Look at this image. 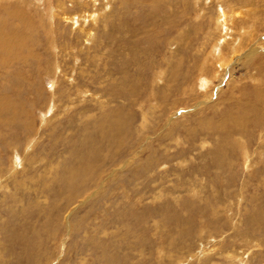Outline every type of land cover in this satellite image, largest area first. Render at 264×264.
I'll return each mask as SVG.
<instances>
[{
  "label": "rangeland",
  "instance_id": "374dc122",
  "mask_svg": "<svg viewBox=\"0 0 264 264\" xmlns=\"http://www.w3.org/2000/svg\"><path fill=\"white\" fill-rule=\"evenodd\" d=\"M223 1L231 9L228 34L217 26L216 0H61L63 12L59 0H0V264H36L22 239L37 233L43 240L37 264H79L82 257L86 264H177L178 258L228 264L229 253L241 255L243 264H264V0ZM219 34L229 35L224 69L207 67L210 90L185 96ZM232 45L239 48L228 54ZM250 49L253 56H236ZM181 56V77L166 76L156 87L158 68L169 70ZM134 80L141 88L136 99L125 91L108 95ZM151 99L162 119L172 116L170 127L163 128L164 119L155 128L153 119L138 133L141 102ZM251 103L255 112L242 134L250 138V155L236 146L227 158L217 157L220 168L212 166L209 151L225 136L234 142L232 136L205 131V124L203 134L189 127ZM51 104L55 109L47 113ZM201 107L206 111L192 118ZM120 111L127 122L132 116L131 138L122 146L99 144L96 124ZM175 125L180 144L168 140L165 149L161 136ZM82 159L96 165L101 179L82 170L79 192L72 195L70 187L67 194L61 176H54ZM49 219L55 230L46 228ZM200 248L205 251L197 256Z\"/></svg>",
  "mask_w": 264,
  "mask_h": 264
},
{
  "label": "bare ground",
  "instance_id": "6f19581e",
  "mask_svg": "<svg viewBox=\"0 0 264 264\" xmlns=\"http://www.w3.org/2000/svg\"><path fill=\"white\" fill-rule=\"evenodd\" d=\"M60 2H58V4H57V7L60 9V10H62V12L63 11H65L66 10V7L64 6V4L61 2V0H59ZM199 1V0H198ZM241 1V0H240ZM216 2H217V11H216V14H217V16H216V18H215V20L217 21V26H218V28H219V31H220V33L222 32H224L225 34H228L227 32H226V30L228 29V27L226 28V25H227V17L228 16H231L230 15V13H231V9H228L227 11H225L224 10V5H223V0H216ZM230 2V1H229ZM236 2H238V0H236ZM236 2H234V4L236 3ZM228 4V3H227ZM232 4V3H231ZM238 4H239V2H238ZM243 4V3H242ZM237 5V4H236ZM84 6H86V2L84 3ZM84 6H81V8H79V9H83L84 8ZM229 6L230 7H232L230 4H229ZM228 6V7H229ZM234 7V6H233ZM57 9V8H56ZM236 9V8H235ZM234 9V10H235ZM232 13H235V12H232ZM79 14V13H78ZM21 15V14H20ZM166 16V15H165ZM68 17L69 16H63V18H64V20L65 21H69L70 19H68ZM232 17V16H231ZM234 17H235V15H234ZM79 19V18H78ZM94 19V17H92V20ZM165 19H167V17H165ZM71 20L73 21V23L72 24H75V23H77V19H75V18H71ZM84 21H87V20H84ZM84 21H83V23H84ZM163 21H164V18H163ZM166 21H170L169 19H167ZM165 21V22H166ZM29 22V21H28ZM163 23V22H162ZM164 24V23H163ZM195 24V23H194ZM79 25V24H78ZM169 25H171V24H169ZM74 26V25H73ZM175 27V26H174ZM242 27V26H241ZM52 29H53V27H52ZM261 29V28H260ZM50 30H51V28H50ZM74 30V29H73ZM157 30H159V29H156V30H154L155 32H157ZM52 31V30H51ZM89 31V30H88ZM195 31V30H194ZM218 31V32H219ZM228 31V30H227ZM53 32V31H52ZM154 32V33H155ZM160 32V31H159ZM244 32V31H243ZM86 34H88V33H86ZM90 34H92V33H90ZM89 34V36H87L88 37V40H89V38L91 39L92 38V35H90ZM168 34V33H167ZM182 35V34H181ZM196 35V34H195ZM220 35V34H219ZM239 36H240V34H239ZM227 37H229V35H220V37L217 39V41H216V45L215 46H212L213 48H210V51H208V53L207 54H204V51H203V54H204V58L202 59L203 61H201V64H202V67H201V69H202V72H201V75H199V79H195L194 80V82L191 84V85H188V86H186L184 89H183V91H182V88L180 89L181 91H182V94H184L185 96H189V95H195V94H198V93H200L201 91H204L205 93H207L208 92V90H210V87H208L207 88V83L211 80V67H209L210 65H212V66H214V65H217V66H214V67H222L223 68V66H225V63H226V61H228V58L229 57H227L226 56V54L225 53H222V50H223V45H224V42L226 41V38ZM154 38V37H153ZM156 41V40H155ZM237 41H239V39L237 40ZM215 42V41H214ZM90 43V42H89ZM173 43V42H172ZM233 43H234V41H233ZM171 44V43H170ZM15 45V44H14ZM210 45H211V43H210ZM209 45V46H210ZM250 47H251V45H250ZM151 48V47H150ZM239 48V47H238ZM238 48H236L235 46H234V48H233V45H232V48H226V50H227V52H228V54H230V53H234V52H236V50L238 49ZM252 48V47H251ZM232 49H233V51H232ZM10 53H12V52H10ZM211 55V56H210ZM191 56V55H190ZM195 56V55H194ZM202 56V55H201ZM230 56V55H229ZM237 57H242V56H244V59H247L248 58V56H253V52H252V49H250V52L247 54V55H244V53H238L237 55H236ZM182 57V56H181ZM184 57V56H183ZM179 58L178 59V61L176 62V64L174 65V64H172V65H170V69L169 70H166V67H165V65H163L162 67H160V68H158V71L154 74V79H153V81L152 82H154V84H156V87H158V85H159V83H166V76H167V78H172V80H174V81H177L178 79H179V76L181 77V74L184 72V71H182L181 70V67L182 66H185L184 64H183V59L184 58ZM188 57V56H187ZM191 58H192V56H191ZM195 58V57H194ZM201 59V58H200ZM129 60H133V61H135V59L133 58V59H131V58H129L128 59V61ZM127 61V62H128ZM188 61H190V59L188 60ZM197 61V60H196ZM57 62V61H56ZM127 62H126V64H127ZM131 62V61H130ZM172 63H174V60H173V62ZM57 64V63H56ZM133 64V63H132ZM166 64V63H165ZM198 65V64H197ZM186 67H187V70L188 71H193L191 68V65H189V64H187L186 65ZM199 67V66H198ZM207 67H209L211 70H208L207 69ZM224 69V68H223ZM57 71V70H56ZM135 73V72H134ZM128 75V74H127ZM134 79V78H133ZM56 80H57V78H56ZM122 80H126V82H127V76H124L123 78H121V80H120V83L122 82ZM126 82H125V84L124 85H126ZM53 84L55 85V81L53 82ZM122 86L121 84H120V89L122 88L123 89V91L122 90H120V89H118V88H113L112 90H111V92L109 91L108 92V95L109 96H111V98H113V97H115V96H117L118 97V95H124L125 93H126V95L128 96V97H130L129 99H131V97H133V96H135V99H136V97H137V95H139V92H140V87H139V85H138V82L137 81H133V85L132 84H130V86L129 87H125V86ZM141 85V84H140ZM163 85V84H162ZM54 88H56V86H54ZM39 90V89H38ZM124 91H125V93H124ZM154 93V92H153ZM157 93L155 92V94L154 95H156ZM161 97H164V98H166L167 97V93L165 92V91H161ZM202 95V94H201ZM99 96H101V95H99ZM105 98V97H104ZM257 100H258V98H257ZM51 101V100H50ZM132 101V100H131ZM137 103L139 102L138 100H135ZM147 101V103L148 104H146V103H143L144 101H142L141 103H142V105H141V108H140V110H141V122L139 123V125L136 127V130H137V132L138 133H143L146 129L145 128H147V129H150V126H149V123L151 122V120H153V119H155L156 120V125H155V128H157L158 126H159V128L160 127H162V126H160V124H161V122L164 120V119H167L166 121H167V124H165V125H163V128H166V127H170V122H171V118H172V116L171 117H166V118H161L160 117V111H159V107H158V104L156 103V101L153 99H151V100H146ZM239 101V103L242 101V99H241V97H240V100H238ZM109 102V101H108ZM103 103H105V102H103ZM255 104V103H254ZM44 105V104H43ZM101 105V104H100ZM7 106H9L8 104H5L4 105V107H7ZM142 106H144V107H142ZM49 107H50V111L49 112H47V113H53V111H54V109H55V105L54 104H51V106L49 105ZM68 107H65V110L67 109ZM10 109V108H9ZM102 109H104V106H103V108ZM185 110V109H184ZM200 110H203L202 112L204 113L206 110H205V108H203L202 109V107L198 110V112H196L195 113V115L192 117V118H196V114H198L199 112H201ZM64 111V110H63ZM113 111V110H112ZM28 112V111H27ZM185 112V111H184ZM252 112H255V106L251 103V104H248V105H235V106H233L232 108H229L227 111H224V112H222L221 113V115L219 116V117H217V118H213L214 116H209V117H205L204 119H202V120H200V121H198V122H196V126H194V127H189V131H192V130H196L195 132L198 134V133H200V134H203L205 131H212V132H221V133H223L224 135L226 134V135H231L232 136V140L234 141V142H231V141H229L228 140V142L227 141H224V140H227V136H225L224 138H223V140H222V144L221 145H219L218 146V148H217V150H215V151H212L211 152V150L209 151L210 152V157H212L213 158V160H211V162H212V166L213 165H215V163H216V166H217V168H220L221 167V164L222 163H220V160H217V157H219V156H222L224 159H225V157L227 158L228 156H230L229 155V153L228 152H231V153H233L234 152V150H235V147L237 146V149H242V154H243V156L244 157H247V155H250V151H249V149H248V146H250V144L248 143L249 141H250V138H249V136L247 135V138H246V140H244V136L242 135L243 134V132L245 131L244 130V128H245V126L247 125V122H248V118H249V116L250 115H252ZM45 113V112H44ZM171 113H172V111H171ZM95 113H91V114H88V118H91V116H93ZM176 114V113H175ZM53 115V114H52ZM166 115V114H165ZM200 117V116H199ZM131 118H132V116H128V122H127V120H126V118H124L123 116H121V111L120 112H116L115 114H112L110 117H108V118H106V117H102L101 118V120L99 121V123H97L96 125L98 126V128H99V130H100V133H99V136H97L98 137V139H99V144L100 143H102L103 142V140L104 139H106L107 141H108V143L111 145V144H114V146H116V145H118V146H122V145H124L126 142H127V140H129L130 138H131V136H132V131H131V127H130V125H129V122L131 121ZM213 119V120H212ZM215 119V120H214ZM27 120V119H26ZM189 120H191V119H189ZM47 121V120H46ZM213 121H215V122H213ZM193 122V121H192ZM194 123V122H193ZM26 124H27V121H26ZM173 124H176V123H173ZM203 124H205L206 126V129H205V131H204V128H203ZM28 126L29 127H31L32 126V123H30V125L28 124ZM184 126H185V124H184ZM85 127H86V125H85ZM176 125L174 126V127H172L171 126V130H169L167 133H165L163 136H161V140H162V144L161 145H163L164 146V148L165 149H168V147L167 146H165V142L166 141H168V140H170V141H168V142H173V143H175V146L176 145H178L179 146V144H180V141H181V139H182V137H181V135L179 134V131H177V129H176ZM210 129V130H207V129ZM237 128V130H238V133H234V130ZM11 131V130H10ZM200 131V132H199ZM211 133V132H210ZM172 134H175V138H173V139H170L171 138V135ZM210 135V134H209ZM215 135V134H214ZM235 135H237L239 138H240V140L238 141L236 138H235ZM59 136V135H58ZM57 136V138H59ZM61 136V135H60ZM211 136V135H210ZM218 136V135H217ZM218 138V137H217ZM202 140H201V143L202 144H208L206 141H207V139L206 138H201ZM219 139V138H218ZM164 140V141H163ZM193 140V139H192ZM221 140V139H220ZM31 142H34L33 141V139H31ZM183 142H184V139H183ZM143 143V142H142ZM192 143H193V141H192ZM107 145V147L105 148V149H107V148H110L111 146L110 145ZM94 145H95V143H94ZM129 145V144H128ZM228 145V146H227ZM109 146V147H108ZM217 147V146H216ZM29 148V147H28ZM139 148V147H138ZM175 148V147H174ZM212 148V147H211ZM72 150V149H71ZM91 150H92V148H91ZM94 150V149H93ZM69 151V150H68ZM134 151H135V148L131 151V154L132 153H134ZM89 152H91V151H89ZM185 152V151H184ZM79 152H75V154H74V152L72 153L74 156H76L77 157V159H80L81 157H82V154H80L79 156H77V154H78ZM259 153H261V152H259ZM90 154H92L93 155V152H91ZM96 155V154H95ZM136 156H138V155H136ZM208 156V155H207ZM65 160V159H64ZM151 160H152V157H151V159H150V161L149 162H151ZM247 160H248V158H247ZM217 161V162H216ZM125 162H126V160H125ZM211 162H210V165H211ZM182 164L183 163V161H181V162H179V164ZM248 164V163H247ZM206 165V164H205ZM209 165V164H208ZM249 165V164H248ZM59 166L60 165H58L57 163L56 164H54V168H59ZM67 166V165H66ZM68 167H70V165H68ZM95 167H96V165H94L93 164V162H90V161H84L83 159L80 161V164H79V166L78 167H70L69 169L67 168V167H64V170H63V172H62V168H61V172H60V174H58V177H56V175L54 176V181L56 180V181H58V180H60L59 178H60V176H61V178L63 179V181L65 182V187H66V190H65V192H67V191H69V189H70V187H71V189L73 190H70L69 192L70 193H72V192H74V194H77L78 192H79V190L78 189H76V187H75V181L78 179V176H80L81 175V171L83 170H85L84 171V176H86V177H89V175L88 174H90V176H92V178L94 177V179L97 177V178H99V180L101 179V176H100V174H101V171H100V173H99V175H98V173H97V171L95 170ZM205 167V166H204ZM60 169V168H59ZM245 169H246V167H245ZM96 171V177L94 176V172ZM86 172H88V173H86ZM59 173V172H58ZM103 176V175H102ZM103 179V178H102ZM116 179V178H115ZM114 179V180H115ZM79 180H81V179H79ZM29 181L30 182H33V178L31 177V178H29ZM1 182V181H0ZM44 186L46 187L47 186V184L46 183H44ZM50 187V186H49ZM49 187H47V189H49ZM19 188V187H18ZM82 193V192H81ZM46 194V193H45ZM67 194H68V192H67ZM73 193H72V195H74ZM241 196V195H240ZM176 198V197H175ZM42 199V198H41ZM48 198L46 197V196H44V198H43V202H46V200H47ZM176 200H178L177 198H176ZM240 200V199H239ZM68 205V204H67ZM214 210H216L217 211V207L216 208H214ZM27 212V211H26ZM45 214V213H44ZM28 216V215H27ZM252 218H254V216H252ZM255 219H257L256 218V215H255ZM83 220V219H82ZM257 221V220H256ZM155 222V221H154ZM77 223H79V222H77ZM259 223V222H258ZM55 223H51V220L49 219L48 220V225H46V228L47 229H49V227H50V225H52V230H55V225H54ZM69 225H67V227H68ZM79 226V225H78ZM78 226H76V227H78ZM28 228V227H27ZM32 229H34V228H32L31 227V231H33ZM36 229V228H35ZM43 229V228H42ZM46 229V230H47ZM51 229H49V230H51ZM70 229V228H69ZM28 230H29V228H28ZM30 231V230H29ZM34 232V231H33ZM46 233H47V231H45ZM52 232V231H51ZM39 233H37V234H35V236H33L32 237V239H30V236L29 237H25V238H23L22 240H24V241H26V243H25V246H26V249L29 251L28 252V254H33V255H30V256H28V258L27 259H31L32 261H34L36 258V260L33 262V263H38L39 262V259H38V257L36 256L38 253H39V251H40V249H41V247H43L42 246V244H43V240L42 239H40V237H39V235H38ZM48 234V233H47ZM43 235V234H42ZM47 236V235H46ZM48 237V236H47ZM43 238V237H42ZM199 246H201L202 245V243H199L198 244ZM198 252L196 253L197 254V256H198V254L199 253H203L205 250L204 249H202V248H200V249H198L197 250ZM194 253V252H193ZM228 253V252H227ZM39 255V254H38ZM235 255H237V254H232V253H229V254H227V258H230L231 259V262L230 263H228V264H243V262L241 261L242 259V256L240 255V256H238V258L235 256ZM170 256V255H169ZM160 257V256H159ZM163 258H164V256H163ZM239 258L241 259V260H239ZM172 260L174 259V258H171ZM236 260V261H235ZM176 261H177V264H185L186 263V260H183V258H178V259H176ZM172 262V261H171ZM79 264H86V260H85V258L84 257H82L81 258V260H80V263ZM162 264V263H161Z\"/></svg>",
  "mask_w": 264,
  "mask_h": 264
}]
</instances>
